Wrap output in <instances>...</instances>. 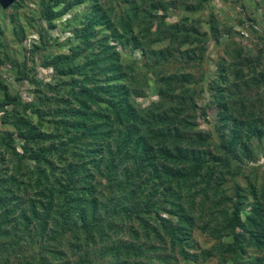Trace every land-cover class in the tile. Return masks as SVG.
I'll return each instance as SVG.
<instances>
[{
    "label": "trees",
    "instance_id": "trees-1",
    "mask_svg": "<svg viewBox=\"0 0 264 264\" xmlns=\"http://www.w3.org/2000/svg\"><path fill=\"white\" fill-rule=\"evenodd\" d=\"M106 1L39 0L31 19L9 13L8 26L0 15V70L8 66L16 81L29 85L31 97L0 78V264L33 244L28 264H195L219 250V264H264V166L258 167L261 179L234 182L243 178L245 158L247 165L256 161L254 141L264 153L263 52L252 59L243 48L231 54L224 48L216 76L197 82L201 94L205 87L213 93L198 105L188 75L166 73V67L174 57L171 47L184 55L197 49L203 63L210 38L219 45L224 26L211 0L179 3L192 14L190 21L208 13L202 22L211 31L202 32L200 20L189 28L166 21L175 0ZM243 1L233 0L242 8L238 25L264 42V0L251 5L261 12V29ZM68 15L76 44L58 52L62 47L50 33ZM36 28L38 39L21 55L28 31ZM135 52L144 58L141 66L132 59ZM245 59L249 69L242 68ZM38 67L52 70L50 81L37 77ZM149 74L159 100L139 109L134 99L149 85ZM210 117L213 129L200 130L199 120L209 124ZM230 172L234 193L227 196ZM199 182L226 196L220 203L230 206H197V197L189 196ZM253 200L243 218L245 203ZM18 219L22 236L11 240ZM197 228L216 241L200 253L192 240ZM225 235L231 242H223ZM249 249L262 257L245 263Z\"/></svg>",
    "mask_w": 264,
    "mask_h": 264
},
{
    "label": "rangeland",
    "instance_id": "rangeland-1",
    "mask_svg": "<svg viewBox=\"0 0 264 264\" xmlns=\"http://www.w3.org/2000/svg\"><path fill=\"white\" fill-rule=\"evenodd\" d=\"M39 0H1L0 3L2 4V6L4 7V9L0 10V15L2 13V16L4 18V25L8 26V17H9V13H17L18 15L20 14L21 16H28V18H30V16H32V11L35 10L37 7V3ZM109 1H115V0H107ZM106 1V2H107ZM182 0H175L176 2V8H172L170 7L169 10L167 11L166 14V21L169 23H177L179 24V27H183V28H189L190 26L194 25V21H198L200 20L202 22V19H206L208 13H201V14H195L193 15V18L195 19L194 21H190V17H191V13H189L187 10H185L183 4H179L181 3ZM257 0H244L243 2L247 3L246 6L249 8V12L251 15H255L257 14V24H255L257 26V28L261 29L260 24H261V12L260 11H254L252 10V6L254 5V2ZM259 1V0H258ZM102 3H104V0H101ZM212 6H214V13L217 16V19L220 21V23L224 26V33L220 34L219 36V45H216V40H214L212 37L210 38V42L207 44L206 43V51L205 53V61L203 63H200L199 60H197L199 57L202 58V54H199L198 50L195 49V53H192L191 50L188 51V54L184 55L182 54V52H184L183 50L180 49V52L176 51L179 50L175 47H171V50H173V52L171 53L172 56H174L171 59V64L168 65L167 71L166 73H169L170 71L176 72L177 69H179L181 71L182 74H187L188 78L190 79V82L192 80V87L191 85H189L190 88H192V91L194 92V99L196 102H198V105H205L206 103H208L212 97V94L210 91H206L207 87L204 88L203 93L201 94V88H200V84H198L197 82H200L203 78V75L206 76H210V77H215V72H216V66H215V62L218 61V59L223 55V49L224 48H229V53L231 54V52H233V50L237 49V48H243L247 51H249V54L245 55H249V58L252 59H257L258 56L261 55L263 56L264 59V42L260 41L257 38V35H251L247 30L246 27H242L238 25V17H239V12L242 10L241 7H239V4H234L233 0L230 1H226V0H211ZM238 5V7H237ZM252 5V6H251ZM17 6H19V9L17 8ZM241 8V9H240ZM83 11V8H78V12ZM255 13V14H254ZM71 17V15L65 16L62 20L57 22V26L56 28L50 33L51 36H53L56 40L55 44L57 43L59 46L58 52H68L69 50V44H76V43H71L74 42V40L71 38L72 36V29H68L67 30V25L69 23V18ZM31 19V18H30ZM192 20V19H191ZM37 21V20H36ZM259 23V24H258ZM38 24H41L45 27V24H43L41 21L38 22ZM37 25V23H36ZM36 29H32L28 31V39L27 41H25V43H23L22 48H20V54L22 55V53L24 55H27V53L29 52V50L32 47L33 41L38 39V34L36 32ZM210 30L209 29V25L207 24H203L202 22V26L199 28V31H207ZM211 31V30H210ZM229 31H233L234 35L230 36ZM264 32V30H263ZM212 34V33H211ZM212 36V35H211ZM52 43H54V41H52ZM224 44V45H223ZM198 45H196V48ZM7 48V47H6ZM227 48V49H228ZM57 48H54V50H56ZM14 48L13 47H8V51H13ZM119 51H121L122 53H126L131 55L130 52H125L122 50L121 47L118 48ZM167 51L166 54L168 57H171L168 55ZM132 59L134 61H137L140 66L143 64V60L144 58L142 57L140 52H135L134 55H132ZM232 59V58H231ZM228 63L231 64V60L230 58L227 57ZM243 62L245 64L244 69H249L248 66H250L249 63ZM233 61V60H232ZM242 63V62H241ZM240 63V64H241ZM32 60H30L28 62V65L31 66ZM238 64V63H237ZM248 64V66H247ZM237 65L234 66L235 70H240L239 66ZM264 67V66H263ZM10 68L8 66H4L3 69L0 70V78H2V80L4 81L5 84L10 85V88L15 92V91H20L21 95L23 98H25L26 100H30V94H28V90H30L29 85L24 84L21 85L18 81H16V75L13 73H9L8 70ZM36 70H38V75L37 77L39 79L44 80L45 82H48L51 80L52 78V70L49 69H42L41 67H38ZM246 71V70H245ZM145 72V71H143ZM150 78V83L147 87H145V89H143L144 93H142L141 97L135 98V104L137 105V107L139 109H145L147 107H149L152 103L157 102L159 100V88L158 85L156 83V80L154 79V77L152 76V74L148 75ZM210 79V78H209ZM209 79L206 80L207 84L209 81ZM199 85V86H198ZM195 88V89H194ZM260 100L261 103L264 104V96L261 95L260 96ZM261 118L264 122V109H262L261 112ZM212 119V120H210ZM199 129L203 130V131H208V130H212V124H214L213 118L210 117L209 118V124L207 122L201 121V119L199 120ZM257 146V142L254 141V143L251 146V152L252 155H254L255 153V158L256 161H254V163H250L248 164V159L245 158L243 160L242 165H240L241 169H242V174L243 178L238 177L236 179H234V182H238L241 186H245L247 183V180L249 179V181L259 178L261 179V177L263 176V172H262V168L258 169V167H261L262 165L264 166V153L263 152H258V148ZM213 148V146H212ZM261 150V149H260ZM19 152H21V148L18 149ZM258 152V154H257ZM252 157V156H251ZM250 157V158H251ZM234 172V171H233ZM244 177H246V180L244 179ZM232 176H231V172L230 174H228L225 178L227 185L225 186L226 189V195L230 196L234 193L233 191V182H232ZM262 181V180H260ZM258 183V182H257ZM259 184V183H258ZM224 187V184H223ZM205 188L207 190V195L205 193ZM213 188H215V186H213ZM215 191H210V189H208V187H206V184L199 182L197 186H195L191 192V196L197 197L196 199V204L198 206V204L201 201H208L212 204V206L214 205L217 209L223 210L225 208V206H230L227 204L220 203L222 200H224L226 198V196L223 195H215L214 193ZM23 196V194H22ZM24 198H28L27 196H25ZM255 203V201H248L247 203H245L244 205V213H243V218L245 217L246 214H251L252 209H253V204ZM219 204V205H218ZM210 207V204H207ZM218 205V206H216ZM25 207V205L23 206ZM17 214V213H15ZM20 220H16V223L13 224V226H15V228L17 229L16 231H14V229L12 230L13 233V237H10L11 240L15 239H21V229H22V225L19 224ZM121 227V226H120ZM122 228H126V227H122ZM124 229L121 232H124ZM126 230V229H125ZM124 236V234H122ZM223 242L225 241L226 243L231 242V239L229 236L225 235L223 237ZM192 240L193 243L195 244V246L199 249V253L202 250L205 249H209L211 247H213V245L216 244V241L209 235L204 233L201 228H197L195 230V232L193 233L192 236ZM39 245V243H38ZM25 246V245H24ZM25 248V247H24ZM34 248H36V245H29L28 247H26L25 249H20L17 250V255L16 256H12L11 257V262L10 264H28L27 261L30 260L31 258L33 259L34 257ZM27 252L28 254V259L23 258V256L21 255L22 251ZM191 252H195V249L190 250ZM2 255V253H0V256ZM222 257V251L219 250V252L217 254H213L212 257H210V259L208 261H204V262H199V263H195V264H219L220 262V258ZM258 257H262V251L256 250V249H249L246 254L244 255V260L245 263H248L249 261L258 258ZM4 261L6 260V258L3 259ZM36 262H38V258H35ZM132 264H135V261H131ZM39 264H42L39 261ZM140 264H163V263H158V261L156 260L155 262L152 261H142ZM170 264H184L182 261H178V262H171ZM186 264H191V263H186ZM225 264H234L233 261H230L229 263H225Z\"/></svg>",
    "mask_w": 264,
    "mask_h": 264
}]
</instances>
